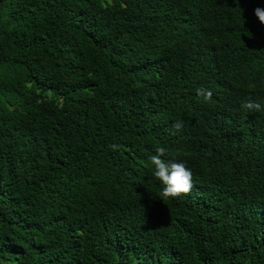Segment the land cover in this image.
Here are the masks:
<instances>
[{
  "label": "trees",
  "instance_id": "trees-1",
  "mask_svg": "<svg viewBox=\"0 0 264 264\" xmlns=\"http://www.w3.org/2000/svg\"><path fill=\"white\" fill-rule=\"evenodd\" d=\"M256 7L0 0V264H264ZM156 147L188 194L161 197Z\"/></svg>",
  "mask_w": 264,
  "mask_h": 264
},
{
  "label": "clouds",
  "instance_id": "clouds-1",
  "mask_svg": "<svg viewBox=\"0 0 264 264\" xmlns=\"http://www.w3.org/2000/svg\"><path fill=\"white\" fill-rule=\"evenodd\" d=\"M254 15L258 18L261 24H264V8L256 7L254 9ZM205 73L209 76L208 82L211 85L217 83L214 73L206 71ZM196 94L198 97H202L204 101H210L212 98V91L206 89L203 86L196 89ZM243 109L252 111H261V105L254 101H247L241 105ZM183 126V122L177 120L173 123L172 127L176 130H179ZM112 150H118L119 146L116 144H111L109 146ZM155 155H152L149 159L151 163L155 166L154 177L160 181L163 185L161 192V197L164 199L167 198H176L180 194H188L192 187V172L188 169L184 163L173 162L171 160L165 161L162 157L166 154V149L164 147H156Z\"/></svg>",
  "mask_w": 264,
  "mask_h": 264
}]
</instances>
